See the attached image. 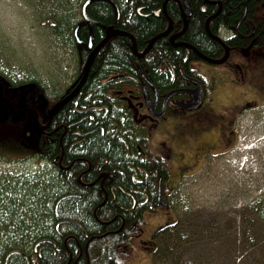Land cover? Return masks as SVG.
I'll return each mask as SVG.
<instances>
[{"label": "trees", "instance_id": "1", "mask_svg": "<svg viewBox=\"0 0 264 264\" xmlns=\"http://www.w3.org/2000/svg\"><path fill=\"white\" fill-rule=\"evenodd\" d=\"M71 1L58 0L50 19L55 22L52 26L55 35L80 50L79 75H82L90 52L86 43L92 34L88 26H82L78 35L84 42H77L73 30L78 5L72 6ZM161 1L122 0L121 27L135 37L138 53L167 24L165 19L143 17L138 7L158 6ZM222 1L225 8L234 7L231 22L235 24L246 0ZM88 9L92 17L104 22L115 16L108 2L95 1ZM205 18V14H194L180 40L220 59L224 48L207 33ZM96 29L93 42L98 44L105 31ZM242 44L247 42H228L230 46ZM195 60L201 59L192 49L176 48L158 40L143 56L134 52L127 36L117 35L103 46L78 95L55 115L54 125L62 128L58 137L42 145L40 157L46 166L28 177V181L7 173L0 175V264L130 263L135 255L136 238L147 225L145 214L161 209L159 185L167 200L165 184L169 168L167 161L151 150L145 129L136 122L133 108L122 97L130 88L141 89L136 82L139 70L150 83L160 86L161 93L182 87L185 80L180 69L187 75H196L190 68ZM26 83L35 87L36 96L42 93L47 98L49 107L63 96L48 90L37 78L20 79L16 85ZM142 94L140 90L134 93L141 98ZM8 146V143L0 146V158L5 156ZM42 181L46 187L41 192L38 185ZM169 204L175 207L179 219L155 234L154 261L209 264L191 256L187 246L195 239L206 238L205 231L212 228L193 214L195 206L184 207L180 201ZM247 208L264 221V191Z\"/></svg>", "mask_w": 264, "mask_h": 264}, {"label": "rangeland", "instance_id": "2", "mask_svg": "<svg viewBox=\"0 0 264 264\" xmlns=\"http://www.w3.org/2000/svg\"><path fill=\"white\" fill-rule=\"evenodd\" d=\"M57 1L0 0L1 74L14 82L37 78L58 91L71 85L79 71L80 50L72 42L58 38L52 30L50 17L55 13L53 7ZM79 2L72 0L71 5ZM241 64L240 75L221 64L204 61L192 64L203 74L208 86L205 102L197 110L188 111L171 104L166 114L156 119L150 116L141 96L130 98L136 122L145 129L151 150L168 163L166 202L180 201L184 207L195 206L193 214L212 228L205 231L206 238L201 241L191 238L195 240L187 246L191 256L209 264H264V221L247 208L255 199L246 198L244 189L236 188V181L244 172L234 162L247 154L245 148L263 133L261 113L248 111L243 115L244 133L240 135L245 139L238 141L236 151L224 154L234 138L235 116L258 106L243 95L250 96L253 81L263 84L261 51L253 50L242 57ZM22 93L20 89L21 100ZM22 135V130L6 126L0 129V140L9 142L5 156L0 158V175L7 173L28 181V177L38 174L46 164ZM45 184L39 182L38 190L42 192ZM145 217L147 225L136 238L135 255L129 264H161L153 259L154 236L162 227L179 219L171 205L158 212H147Z\"/></svg>", "mask_w": 264, "mask_h": 264}, {"label": "flooded vegetation", "instance_id": "3", "mask_svg": "<svg viewBox=\"0 0 264 264\" xmlns=\"http://www.w3.org/2000/svg\"><path fill=\"white\" fill-rule=\"evenodd\" d=\"M87 1H90V2L86 5ZM95 1L96 2L104 1L112 5L115 11L114 18L112 19L110 18L108 19L107 22H104V21H101V20H98L92 17L89 14L88 8ZM249 1H250V5H249ZM253 1L255 0H252V2L251 0H246L244 3L241 4L243 6L242 14L237 19V22L235 24L231 22L232 21L231 17H233V15L235 14L234 7L229 6L225 8L222 0H162L160 5L158 6L151 5L150 7H147V6L141 5L138 7L137 11L143 17H146V18L156 17V18H161L163 20L165 19L167 21L166 27L164 28V30H162L158 34L163 33L167 30H169V32L157 40L160 42H164L166 44H170L171 46L173 45L176 48L184 47L186 46V44L193 45L191 43L181 41L180 38L187 31L190 20L192 19L194 14L196 15L205 14L206 31H207L206 27L208 24V28L210 32L213 35L220 37L222 41L224 42V44L229 48L227 60L221 65H225L229 67L237 75H240V72L242 73L241 71V68H242L241 58L242 57L249 55L250 52H252L253 50L261 51V53L264 55V29L261 28L263 27L264 23H262L260 20L262 18L264 21V16H263L264 15V10H263L264 1L261 3H256L255 5ZM84 7H85L87 16L90 19H92L93 22H88V20L85 18L84 13H83ZM76 8H77L76 10L77 24L73 30L74 37L76 38V35H75V32H76L79 38V35H78L79 29L84 25L88 26V29L92 35H90V39L87 41V43L85 42L86 45L91 40L93 42V35H94V31L96 28H101L103 32L105 31L103 39L107 36L110 29L126 32L121 27L123 26L122 0H80ZM180 18H181V21L179 23ZM185 20L187 22V25H186ZM54 24L55 22L52 23V26ZM213 30L216 33H214ZM97 31L99 30L96 29L95 33H97ZM177 34H180V35L175 40L176 45H174L170 42V39L173 35H177ZM119 35L127 36L126 34H119ZM154 37L150 39V42ZM128 38L130 39V37ZM134 40L136 41L135 37H134ZM231 41L232 42L235 41L237 43L247 42V44L246 45L242 44L239 47L234 46V45L230 46L228 45V42H231ZM83 42L84 41H82L81 43L79 42L78 43L83 44ZM150 42L148 43L147 47L142 51H145L148 48ZM155 42L153 43L152 47L147 52H143L144 55H146L152 50ZM132 44H133V41H132ZM96 45L97 44L93 42V47L89 48L90 52ZM196 48L199 50L198 47ZM223 48L225 52H224V55L220 59H223L224 57H226V54H227L224 46ZM189 49H192V48H189ZM199 51L203 53L201 50ZM196 55L198 56L197 53ZM196 61L197 60L190 63V68L193 70V72L196 73V75H187L184 72L182 73V70L180 69L182 77L185 80L184 85L182 87H177V88H173L172 90H168L165 93H161L160 86L159 85L154 86L152 82L150 83L146 75L142 72V70H139L138 75H140V77L139 79H136V82L140 83L141 89L130 88L129 93L126 94L122 98H125L128 105L131 106L130 98L136 99V96L134 95V93L140 90L143 92L142 94L143 99L141 98L142 103L147 106V102L144 97V91L146 89L152 102H155L157 98V94H158L157 111L158 113H160L164 109L165 96L171 91L179 90L178 92H175L171 96V98L168 100V102L166 103L165 107H166V112H167V109L171 104L175 105L174 104L175 101H182V102L189 101L191 99V93L189 92V90L195 89L198 85L197 81H199L203 85V101H202V104H203L207 97L208 86L205 81V78L203 77V74H201L198 71V69L192 67V64ZM199 61H204V60L201 59ZM162 68L163 70H165V63L163 64ZM81 76L82 75H79V71H78L71 85L64 90L58 91L52 86L51 87L47 86L48 87L47 89L56 92L55 94H58V95L60 93H63V96L58 99L59 101L71 93V91L75 88V86L80 82ZM131 78L134 79L133 77ZM16 83L17 82H14L9 77L4 76L3 74L0 73V129L6 126L14 130H18V131L22 130L23 131L22 136L24 137V139L26 141H29V143L33 147V150H35V152L40 156V153L43 150L42 145H44V143H49L53 141L54 138L58 137V135L61 133L60 131H61L62 126L54 125L55 116L50 118L51 109L58 101H55L54 105L52 107H49L47 98L42 93H39V95L36 96L35 87L30 86L31 84L26 83L20 86V85H16ZM179 83L180 81H178V83L176 84H179ZM252 83H253L252 84L253 86L251 87L252 92L250 93V96L243 95V97L244 99H252L254 103H256L257 105H261L264 103V77H263L262 86H260L259 84L257 85L254 81ZM147 85H150L149 86L150 88ZM20 89L23 92L21 94V96L23 97L22 100L20 97H18L19 96L18 92L20 91ZM119 92L121 93V91ZM147 108H148V111H150L148 106ZM251 108L252 107L248 109H251ZM244 111L245 110L240 111L239 114H237L234 118V124H233L234 138L233 140L229 141V146H231L236 141L237 133H238V126L241 122L240 115ZM149 113L151 114V111ZM161 118H157V119H161ZM65 132H66V128H64L63 133L61 135V142H62V138ZM42 142L43 144H41ZM7 143L9 144V142H4V140H0V146L3 144H7ZM36 146H37V149H36Z\"/></svg>", "mask_w": 264, "mask_h": 264}, {"label": "water", "instance_id": "4", "mask_svg": "<svg viewBox=\"0 0 264 264\" xmlns=\"http://www.w3.org/2000/svg\"><path fill=\"white\" fill-rule=\"evenodd\" d=\"M90 1H87L86 5L89 3ZM83 13H84V16L85 18L88 20V22H93L92 19H90L87 14H86V11H85V7H84V10H83ZM186 22V20H185ZM186 25H187V22H186ZM186 28V26H185ZM207 31L208 33L215 39L217 40L219 43H221L225 49H226V57H224L223 59H213L211 57H208L206 56L205 54L201 53L195 46L193 45H190V44H186L187 47L189 48H192L197 54L198 56L203 59L204 61L208 62V63H211V64H217V65H220V64H223L226 60H227V55H228V51H229V48L224 44V42L222 41V39L218 36H215L213 35L209 28H208V24H207ZM169 32V30L163 32V33H160L158 35H156L152 40H151V43L149 44L148 48L146 49L145 52H147L153 45V43L161 38L163 35H166L167 33ZM183 33V32H182ZM119 34H126L128 36H130L128 33L126 32H123V31H119V30H114V29H110L109 33L107 34V36L101 41L99 42L93 49L92 51L90 52L89 56H88V59H87V62H86V66H85V69H84V72L82 74V78L80 80V82L75 86V88L71 91V93L69 95H67L66 98L62 99L55 107H53L51 109V115H50V118H52L55 114L58 113V111L65 105L67 104L69 101H71L72 99H74L78 93L80 92V90L82 89L83 85L85 84L88 76H89V73H90V69L92 67V64L94 62V59L96 57V55L98 54V52L103 48V46L105 44H107L114 36L116 35H119ZM75 35H76V38H77V41L79 43H81L82 41L78 38L77 36V33L75 32ZM180 34H177V35H173L170 39V42L174 45L175 44V40L177 39V37L179 36ZM88 46L89 48L93 47V42L92 40L89 41L88 43ZM133 49H134V52L139 55L138 53V48H137V43L136 41L134 40L133 38ZM198 82V85L195 89H192V90H189V92L191 93V99L189 101H175L174 104L184 110H188V111H191V110H196L201 104H202V101H203V85L199 82ZM179 90H174V91H171L169 92L166 96H165V100H164V103L166 105V103L168 102V100L171 98V96L175 93V92H178ZM144 96H145V99H146V102H147V106L149 107L150 111H151V114L156 117V118H161L165 115V112H166V107L164 105V109L162 110V112L158 113L157 111V101H158V94H157V98L155 100V102H152L151 98L149 97L148 95V92L147 90L145 89L144 91ZM158 195H159V204L161 207H169V203L166 202L163 197H162V193H161V186L159 185V190H158Z\"/></svg>", "mask_w": 264, "mask_h": 264}, {"label": "built area", "instance_id": "5", "mask_svg": "<svg viewBox=\"0 0 264 264\" xmlns=\"http://www.w3.org/2000/svg\"><path fill=\"white\" fill-rule=\"evenodd\" d=\"M262 119L260 125L264 127V106L261 109ZM244 133V131H243ZM244 136H239V141L244 140ZM257 146V151H248L251 146ZM239 145L234 149L236 151ZM247 154L243 155L239 161L234 159V162L238 163L239 171L244 172V176L240 180L236 181L238 185H242L244 181L248 182V186L252 189H256L258 193L264 190V130L263 133L247 146Z\"/></svg>", "mask_w": 264, "mask_h": 264}, {"label": "bare ground", "instance_id": "6", "mask_svg": "<svg viewBox=\"0 0 264 264\" xmlns=\"http://www.w3.org/2000/svg\"><path fill=\"white\" fill-rule=\"evenodd\" d=\"M128 34H129V33H128ZM129 35H130V36H128V35H127V36L130 37V39L133 41V38H134V37L132 36V34H129ZM150 43H151V42H150ZM145 51H146V50H145ZM145 51H144V52H145ZM143 55H144V53H143ZM143 55H142V54H139V56H143ZM81 78H82V76H81ZM80 80H81V79H80ZM66 97H67V96H66ZM66 97H64V98H66ZM64 98H62V99H64ZM62 99H61V100H62ZM61 100H59V101H58L53 107H55V106H56ZM55 115H56V114H55ZM55 115H54V116H55ZM261 193H262V192H261ZM261 193H260V194H261Z\"/></svg>", "mask_w": 264, "mask_h": 264}]
</instances>
